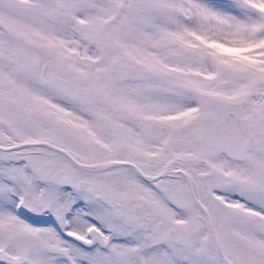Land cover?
Segmentation results:
<instances>
[{
  "label": "snow or ice",
  "instance_id": "6c2138e0",
  "mask_svg": "<svg viewBox=\"0 0 264 264\" xmlns=\"http://www.w3.org/2000/svg\"><path fill=\"white\" fill-rule=\"evenodd\" d=\"M0 264H264V0H0Z\"/></svg>",
  "mask_w": 264,
  "mask_h": 264
}]
</instances>
